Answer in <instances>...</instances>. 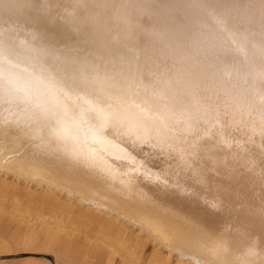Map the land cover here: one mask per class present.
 <instances>
[{
  "label": "bare ground",
  "instance_id": "1",
  "mask_svg": "<svg viewBox=\"0 0 264 264\" xmlns=\"http://www.w3.org/2000/svg\"><path fill=\"white\" fill-rule=\"evenodd\" d=\"M198 1L0 0V170L190 264H264V1Z\"/></svg>",
  "mask_w": 264,
  "mask_h": 264
},
{
  "label": "rangeland",
  "instance_id": "2",
  "mask_svg": "<svg viewBox=\"0 0 264 264\" xmlns=\"http://www.w3.org/2000/svg\"><path fill=\"white\" fill-rule=\"evenodd\" d=\"M219 1H206L207 4L204 9L206 13L208 10H210L209 13L213 10L214 13L221 11V9L222 12L224 10V13L221 12L220 14V18L223 19L222 15L225 14L226 9H229L227 12L229 17L234 16L231 13L236 15L239 13L238 15H240L241 12H238L240 4H242V7L243 5L246 7L253 3L257 11L253 10L258 12L257 6L260 2L262 4L264 0H254L252 3H250L252 0H234L235 4L239 2L236 6H233V1L230 0L228 3L227 0H224L228 7L231 5L235 7L233 9H231L232 7L225 9L224 7L227 5L224 6L223 3L218 6ZM256 1H260L258 5ZM203 3L204 7L205 4ZM211 4L212 6H218L217 11L214 8L212 10V6L208 9L207 6ZM262 6L264 7V5ZM247 14L250 16L249 12ZM260 15L261 13L257 16ZM263 17L261 16L259 22V24L261 23L259 26L261 29L264 28ZM11 26L14 25L9 22L0 23V29L2 27L9 29L8 27ZM241 26L238 28L240 29ZM243 28L244 26L241 29ZM86 59L88 61L95 60L92 57H86ZM119 79L116 77L114 81ZM114 89L115 87L112 86L111 90L114 91ZM75 216L81 217V220L75 219ZM94 217L108 219L114 222V226L118 225L123 230L122 235H125L121 241H125L128 234L132 237L131 244L130 242L124 244H130L129 248H134L128 254L130 262L125 261V258L128 257L121 256L113 251L114 245L110 244L108 238H99L97 227L92 226L89 221L83 219L88 218L93 221ZM73 220L75 223H73ZM83 221H87V223ZM64 236L71 238L78 236L80 239L76 241L77 243L74 246H69L67 242L64 243V240L67 239ZM113 241L114 244L120 242V240ZM70 247H73L72 249L75 251H72L70 255L72 257L67 254ZM101 261L103 263L107 261L105 264H190V262L176 257L175 253L170 254L146 230L139 229V226L132 222L124 221L122 218L117 219L113 215L111 217L105 212L69 199L65 193L58 192V190L43 183L38 184L29 178L19 177L9 171L0 170V264H84L86 262L94 264Z\"/></svg>",
  "mask_w": 264,
  "mask_h": 264
},
{
  "label": "crops",
  "instance_id": "3",
  "mask_svg": "<svg viewBox=\"0 0 264 264\" xmlns=\"http://www.w3.org/2000/svg\"><path fill=\"white\" fill-rule=\"evenodd\" d=\"M105 263H107V261L105 262ZM105 263H103L102 261L101 262H97V263H94V264H105ZM113 263V262H112ZM84 264H91V263H84Z\"/></svg>",
  "mask_w": 264,
  "mask_h": 264
}]
</instances>
